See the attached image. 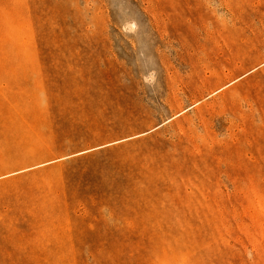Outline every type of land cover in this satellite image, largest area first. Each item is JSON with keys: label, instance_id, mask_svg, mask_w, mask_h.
<instances>
[{"label": "rangeland", "instance_id": "1", "mask_svg": "<svg viewBox=\"0 0 264 264\" xmlns=\"http://www.w3.org/2000/svg\"><path fill=\"white\" fill-rule=\"evenodd\" d=\"M0 264H264V0H0Z\"/></svg>", "mask_w": 264, "mask_h": 264}]
</instances>
